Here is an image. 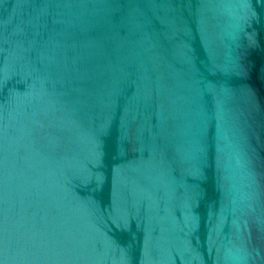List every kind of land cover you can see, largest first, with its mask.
I'll return each mask as SVG.
<instances>
[{"label": "water", "instance_id": "water-1", "mask_svg": "<svg viewBox=\"0 0 264 264\" xmlns=\"http://www.w3.org/2000/svg\"><path fill=\"white\" fill-rule=\"evenodd\" d=\"M0 264H264V0H0Z\"/></svg>", "mask_w": 264, "mask_h": 264}]
</instances>
